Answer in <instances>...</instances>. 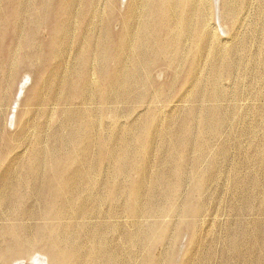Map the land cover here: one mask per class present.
Segmentation results:
<instances>
[{"label":"rangeland","instance_id":"rangeland-1","mask_svg":"<svg viewBox=\"0 0 264 264\" xmlns=\"http://www.w3.org/2000/svg\"><path fill=\"white\" fill-rule=\"evenodd\" d=\"M136 1L125 0L120 11L114 0H97L90 12L82 0H0V65L4 49L14 45L17 54L14 68L6 66L0 72V251L9 256L0 257V264H54L46 238H35L37 245L27 252L28 240L19 242L8 232L17 228L30 235L39 227L51 235L61 234V245L72 256L69 264H79V257L105 264L93 260L107 249H116L111 255L127 264H264V0H238L248 3L246 25L233 18L222 21L217 1L210 10L213 36L201 45L183 40L187 50L183 48L177 63L165 59L176 60L179 55L168 47H162L163 53L151 62L141 57L138 44L146 41L143 31H136L141 34L127 44L119 36L120 12ZM19 7L23 11L18 12ZM96 7L100 9L94 12ZM85 12L90 13L88 18H80ZM94 44L103 55L91 57ZM123 44L129 52L119 56ZM225 57L232 62L228 68ZM130 63L139 66L145 85L133 79L131 85L120 87L115 67ZM176 69L180 75L173 77ZM215 69L218 77L213 80ZM128 89L134 95L144 93V99L132 96L126 103L107 104L106 96ZM157 90L161 100L151 107L156 96L150 94ZM215 92L221 100L210 104L208 97ZM61 94H69L67 104ZM158 103L160 107L153 109ZM75 119L95 122L93 138L79 128L78 146L69 142L61 147L53 139L58 133L70 134L78 123ZM184 124L194 143L172 151L164 134L178 135ZM127 134L134 159L147 166L145 172H113L119 161L109 151L126 150L117 141H124L120 135ZM39 155L54 159L48 167L51 161L52 168L65 162L63 178L84 172L85 163L97 162L98 172L92 177L104 186L83 191L82 175L64 185L55 174H48L45 164L28 173ZM109 174H114V181ZM155 177L177 193L168 197L167 190L164 196L159 191L160 207L143 215L135 207L148 199ZM200 179L203 188H195ZM46 180L51 193L45 214L32 191ZM70 186L67 203L65 188ZM15 189L18 203H6L1 193ZM54 205L65 213L63 222L74 227H69L68 238L64 230L56 231L57 222L50 216ZM91 226H97L101 238H96V229L90 237ZM70 235L75 236L70 240ZM87 248L92 249L91 256L85 253Z\"/></svg>","mask_w":264,"mask_h":264},{"label":"bare ground","instance_id":"bare-ground-1","mask_svg":"<svg viewBox=\"0 0 264 264\" xmlns=\"http://www.w3.org/2000/svg\"><path fill=\"white\" fill-rule=\"evenodd\" d=\"M12 1H17V0H12ZM124 1L125 0H114V3H116V5L118 7H120V11L125 9L124 8V4H125ZM217 1H219V0H137L134 3L133 7H130V5H129L128 8L126 10H124V12H120L121 13L122 28L120 29L118 34L120 37H122L125 40V44H127V43H130V40H132L133 38L135 39V36L137 37V35L141 34V33H135L136 31H143V33H146V41H145V43L138 44V48L140 49L139 55L141 57L149 59V62H151L152 58L154 59L156 56L163 53L162 47H164V48L168 47L170 49L173 48L175 51H177L179 53V55L176 57V60H173L172 56H165V59L169 60L173 63H177V61L182 60L181 54L183 53V48L185 47V45L182 44L183 40H185L187 42L192 41L194 43L201 45V44L206 43L213 36L214 27L212 24H210V19L212 17L211 16L212 11L210 13V10H213V8H215V3L217 5ZM96 2H97V0H82V6L86 7L91 12L92 7L94 6V4ZM220 3H221V19H222V21H224L226 18H228V19L233 18V19L238 20L239 24H241V25L247 24V16H248V14H247L248 6L247 5H248V3L243 2V1L238 2V0H220ZM99 9H100L99 7H96L94 9V12L98 11ZM129 9L131 10L130 13H129ZM17 11L21 12L23 10L19 7L17 9ZM89 14L90 13L85 12L84 15H80V18L87 19ZM58 17H59V15H58ZM135 17H139V20H135ZM132 18H134V19L132 20ZM111 21H112V17H111ZM91 26H95V25H91ZM53 39H54V36H53ZM19 42H20V40H19V37L17 34L15 41H14L16 47L19 45ZM144 44H146V45L143 46ZM186 45H187V43H186ZM97 46L98 45L94 44V51H93L91 57L103 55L102 48L97 47ZM122 46H123V48H121L119 56L122 55V51L124 52L125 55L127 52H129L128 49L124 46V44ZM14 50H15V52H14ZM186 50H187V47H185V51ZM131 52H133V51H131ZM2 55H3L2 57L4 59H2L1 65L3 66V68L0 65V72L3 73V71H6L8 69V66L14 68L12 63L15 61L16 56H17L15 46L11 45V47L4 49L2 52ZM223 62H226L225 63L226 68L229 67L230 63H232V62L228 61L227 57H225ZM6 66H7V69H6ZM14 66H15V62H14ZM24 67H25V65L23 66V68ZM138 67L139 66H137L133 63L125 65L122 69L115 67V71H120V74L116 75V77L118 79V84L120 85V87L123 84L131 85V83H133V82H131L133 79H138V80L140 79V76H139L140 73H138L139 72ZM216 69L213 72V80H214V78L218 77V72ZM178 73H179V71L176 69V72L174 71L172 73L173 77L179 76L180 74H178ZM148 75H151V74H148ZM36 76H37V74H36ZM198 76H199V74L196 71L195 77H198ZM140 81L145 85L146 80L140 79ZM170 82H172V80ZM143 84H142V86H143ZM157 87H160V84ZM149 93H150L149 90L146 89V94H149ZM159 93H160V91L157 90V93L152 92L150 94L153 97L156 96L155 101L153 102L151 107L155 104V102H159L161 100ZM132 96H135L137 98V100L139 98H142V100L144 99V93H137L134 95L133 93L130 92V89H128L127 92H125V93H117L115 95L106 96L105 99L107 100V104L111 105L112 103H118V102H120V103L125 102L126 103L127 101H125V100L132 97ZM60 97H61V101L63 103L67 104L69 102V99H68L69 94H66V95L61 94ZM208 100H209L210 104H213V103L218 104L219 101L221 100V97L218 95L217 92H215L212 96L208 97ZM135 102L137 103V101H135ZM158 107H160V103H158L153 109H157ZM205 110H206V112L209 113L211 108L207 107ZM89 112H90L89 115H93L95 113L94 109L89 111ZM116 113H118V112L116 111ZM70 119H72V117H70ZM76 119L74 120V122L77 123L78 121ZM68 120H69V115L67 117V121ZM68 124L69 123H67V125ZM204 124H203L204 129L206 131H209L210 128L206 127V125L204 126ZM95 126H96V124L93 120H90L89 123L85 122L83 120H80L77 123V125L75 126V129L70 134L58 133L57 135H55L53 141L59 142L60 146L63 144H66V143L69 144V142H70V145L77 147L78 144L80 143V139H81V134H79V128H84L85 129L84 135L86 137H88L89 139H92L93 138L92 134L94 135ZM184 126H186V127L182 126V132L178 135L177 134L169 135L166 132L164 134L166 141H169V143L171 144L172 151H175L178 146L188 145L187 147L190 148L191 145L194 143L191 139L190 131L187 128V125L184 124ZM128 134L130 136L133 135L131 133H128ZM128 134L124 137H122L120 135V139L122 138V140H124V141H117L118 143L123 142V144L125 146L123 145L122 147H124V149H126V150H124L122 153L117 152L115 149H110V151H109V154L111 155V157L114 159L116 158L119 161L117 163H114L115 169L113 170V172L116 171V173L123 174V175L128 174V172L131 170H137V171L145 172L147 170V166L134 159V155L131 152V146H130V144L133 141H129ZM109 137H111V136H109ZM55 145L56 144H54V146ZM138 150H142V148L138 147ZM225 152H226V149L223 148L222 153L224 154ZM41 158H42L41 155L34 157V159L30 163L29 168L27 169L28 173L34 174L35 172H37V169L39 167H41V166H43V164H45V166H46L45 170L48 172V174L49 173L55 174L54 176H57L58 179L64 185L66 182H68L70 185V180H72V179L77 180L79 175H82L81 177H82L84 182H81V181L80 182L83 184V187H82L83 191H88L90 189V187L98 189L99 187H102V185L104 186L103 183H100L101 180H100V182H98V181H95L92 177V173L98 172L97 162L85 163L84 164L85 165L84 172H80L77 170L76 173H73L71 176L68 175L69 177L63 178L62 176L65 173L62 174L61 172H65V168L67 167L65 162L58 161L55 165L56 168H52L53 167L52 161H51V167H48L49 160H54V159H51V156L48 158V160H45V159L43 160ZM66 159L68 160V157ZM170 172L171 171H169L168 173H170ZM56 174H60V175H56ZM30 176L35 178V175H30ZM112 176H113V181H114L115 180L114 174L110 175L109 178L112 179ZM41 178L43 179V177H41ZM44 178H45V176H44ZM177 178H181V177H177ZM42 179H40V181ZM25 183L26 184L28 183V181L26 179H25ZM41 183H42V181H41ZM37 184H38V182H37ZM197 186H199V187L201 186L203 188V179H200L197 181L195 188ZM9 187H8V189H10ZM239 187H240V185H239ZM70 188H71V186L68 188H65V193H66L65 200L67 203L69 201V191L71 190ZM113 189L117 190L119 192L118 187L115 186V187H113ZM165 190H167V189H165V186L163 185V182L161 181V179H159L158 177H155L154 187L150 190V192H148V195H146V196H148V199L146 201H141V202L137 203V205L135 207L136 211H139L143 215H145V214L148 215V214H151V213H154L155 211H157L158 208L160 207L159 206V199H158V192L161 191L162 196H164ZM0 191H2V190H0ZM3 191H5L4 188H3ZM32 192H36L35 194H38L37 197L42 201L41 202L42 203V212H44L46 214L48 212V209H49V200H50V193H51V186L48 183V180H46L44 186L36 187L33 189ZM17 193H18V189H15L13 192H7L4 194L1 193V196H2V199H5L4 201L6 203L14 204V202L19 200ZM176 193H177L176 188H173L171 191L167 190L168 197H172ZM101 195H103V193ZM100 196L98 195L97 197H100ZM98 199L99 198H97V200ZM58 202L59 201L57 199L56 203H58ZM17 203H18V201H17ZM91 204H92V202H91ZM53 207H57V206H55V205L52 206L51 211H50V216L52 218H54V220L57 222L56 223V231H57V228L62 229V231L64 230L65 233H63V235H66V237L68 238L69 237V227L71 229H74V227L69 225V223L63 222L65 213L62 211H59L57 209H53ZM68 214H69V212H68ZM89 214H90L89 212L88 213L86 212V214L84 213L83 215H85L86 217L85 216L84 217L88 219ZM103 220H104V218H103ZM91 227H93V228H91V229L89 228L90 231H89V233L88 232L87 233L90 235V237H93L94 236L93 235L94 230L97 228V226H95V229H94V226H91ZM91 230H92V232H91ZM98 231H99V229H96L95 236H96V238H101L102 234L98 233ZM8 232H10L11 237H13L15 240H17L19 242H23L24 240H28V251L27 252L34 249L35 246L37 245V243L34 242L35 238H37V237L46 238V240H48V248L47 249H50L48 251L53 255L52 257H54L52 259L54 261V264H69V262H70L69 258H71L72 256H71L69 248L63 247L61 245L60 238H59V235H61V234L51 235L50 231H48V229L46 227H39V228L35 229V231L31 232L30 235H25L24 232L22 233V231H19L17 228L16 229H10V230H8ZM4 234H5V232H4ZM82 235H83V233H82ZM73 237L71 236L70 240ZM90 240H91V238H90ZM72 241H74V240H72ZM68 243H69V240H68ZM96 245L95 246L97 248L101 247L100 242L96 243ZM41 246L44 247L45 245L42 244ZM79 246H81V245H79ZM72 248L78 249V244L72 243ZM74 249H72V250L75 251ZM78 250H80V249H78ZM100 250L101 249L99 248V251ZM91 251H92V249L87 248L85 253L90 254V256H91V254H93ZM98 253L94 257L95 260H93V261H95V262L96 261L98 262V261H100L99 259H101V261L104 260L103 263H105V264H127L126 260L123 259V261H121V259H119L117 256L111 255L113 253H116V249H114V250L112 249L109 251L107 249V251L103 255L101 254V252H98ZM3 255H6L7 257H9L8 254H5L4 249H2L0 251V257H4ZM78 263L79 264H93L92 261H90V259L88 257H79ZM98 264H99V262H98Z\"/></svg>","mask_w":264,"mask_h":264}]
</instances>
